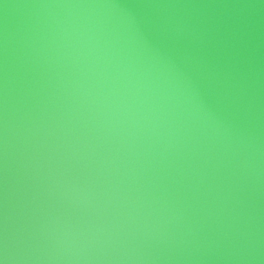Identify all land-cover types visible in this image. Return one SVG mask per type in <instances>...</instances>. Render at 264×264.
<instances>
[{"label":"water","instance_id":"1","mask_svg":"<svg viewBox=\"0 0 264 264\" xmlns=\"http://www.w3.org/2000/svg\"><path fill=\"white\" fill-rule=\"evenodd\" d=\"M0 264H264V0H0Z\"/></svg>","mask_w":264,"mask_h":264}]
</instances>
